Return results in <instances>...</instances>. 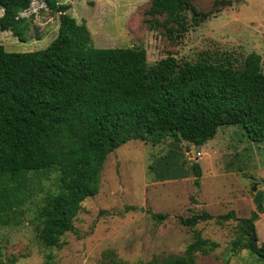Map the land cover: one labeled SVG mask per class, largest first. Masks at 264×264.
Wrapping results in <instances>:
<instances>
[{"label":"trees","instance_id":"16d2710c","mask_svg":"<svg viewBox=\"0 0 264 264\" xmlns=\"http://www.w3.org/2000/svg\"><path fill=\"white\" fill-rule=\"evenodd\" d=\"M45 2L59 13V25L44 48L18 52L0 45V180L59 171V191L46 197L41 210L39 238L45 246L60 247L62 236L76 231L74 219L81 203L99 191L105 159L129 140L157 143L171 136L197 147L219 126L238 124L250 141L264 142L260 54L251 52L238 64L231 54L195 62L168 55L149 65L144 48L93 46L83 24L67 12L69 4ZM30 3L0 0V30L25 41L28 24L21 13ZM187 11L195 24L206 15L190 0H152L150 6L151 14L164 16L155 22L172 39L187 31ZM192 169L199 186V163ZM253 201L249 216L236 217L228 210L216 219L238 221L240 234L230 241L232 252L247 249L264 260V242L255 225L264 212L263 193H256ZM151 215L156 220L166 217ZM212 218L202 210L179 216V222L194 227ZM216 246V241L197 233L183 255H168L162 264H196L197 251L207 253ZM1 256L0 248L3 264Z\"/></svg>","mask_w":264,"mask_h":264},{"label":"rangeland","instance_id":"374dc122","mask_svg":"<svg viewBox=\"0 0 264 264\" xmlns=\"http://www.w3.org/2000/svg\"><path fill=\"white\" fill-rule=\"evenodd\" d=\"M56 1L69 4L67 12L83 24L93 46L144 48L149 65L168 55L195 62L231 54L235 64L251 52L264 57V0H190L205 18L195 24L187 11L188 29L174 39L156 24L164 16L150 13L152 0ZM21 15L28 24L25 41L0 30L5 50L44 48L55 37L59 13L45 0H31ZM194 162L201 169L199 186ZM29 174L0 180L3 264H162L168 255H183L197 233L218 246L197 251L196 264H264L247 249L230 250L240 234L236 219H216L228 210L249 216L256 193L264 196V142L250 141L241 125H221L197 147L166 136L157 143L132 139L115 148L103 163L98 193L81 203L76 231L66 232L60 247H47L39 238L41 210L46 197L59 191V171ZM202 210L214 218L194 227L179 222V216ZM152 213L166 217L156 220ZM255 225L264 242V212Z\"/></svg>","mask_w":264,"mask_h":264},{"label":"water","instance_id":"95a60500","mask_svg":"<svg viewBox=\"0 0 264 264\" xmlns=\"http://www.w3.org/2000/svg\"><path fill=\"white\" fill-rule=\"evenodd\" d=\"M253 189H255V186H253Z\"/></svg>","mask_w":264,"mask_h":264}]
</instances>
